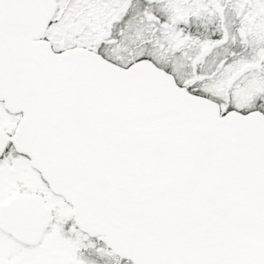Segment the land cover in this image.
<instances>
[{
    "label": "snow or ice",
    "instance_id": "6c2138e0",
    "mask_svg": "<svg viewBox=\"0 0 264 264\" xmlns=\"http://www.w3.org/2000/svg\"><path fill=\"white\" fill-rule=\"evenodd\" d=\"M0 264H264V0H0Z\"/></svg>",
    "mask_w": 264,
    "mask_h": 264
}]
</instances>
